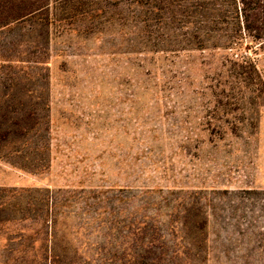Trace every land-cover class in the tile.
Here are the masks:
<instances>
[{
    "label": "rangeland",
    "instance_id": "1",
    "mask_svg": "<svg viewBox=\"0 0 264 264\" xmlns=\"http://www.w3.org/2000/svg\"><path fill=\"white\" fill-rule=\"evenodd\" d=\"M89 1L0 30L30 128L0 138V264H264V41L194 48Z\"/></svg>",
    "mask_w": 264,
    "mask_h": 264
},
{
    "label": "trees",
    "instance_id": "2",
    "mask_svg": "<svg viewBox=\"0 0 264 264\" xmlns=\"http://www.w3.org/2000/svg\"><path fill=\"white\" fill-rule=\"evenodd\" d=\"M58 1L61 4L63 1L68 2ZM78 1L73 0L74 4ZM89 3L102 10L111 6L118 7L128 12L127 19L145 29L155 28L153 33L160 37H164V34L176 35L185 45L194 48L211 45L231 47L229 44L219 43L229 41L233 44L244 38L249 42L264 41V0H90ZM50 4V0H0V30L28 17L37 21L42 19L46 27L50 26L53 13ZM94 11L98 12L91 14L95 18L100 9ZM16 91V86L13 85L11 92L9 89L0 92V138L8 139L13 128L22 131L30 129L22 123L23 114H13L9 102L1 103L2 98H10ZM37 126L32 124L31 129ZM9 209L7 201H0V212ZM50 209L48 202V215ZM47 217H43L44 221H49ZM38 220L41 222V215H38ZM52 250L51 256L56 257V248ZM51 264H55V259H51Z\"/></svg>",
    "mask_w": 264,
    "mask_h": 264
}]
</instances>
